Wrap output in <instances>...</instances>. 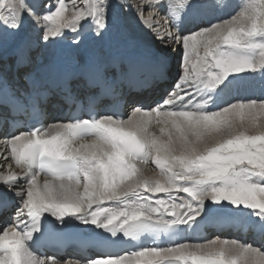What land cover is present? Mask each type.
Masks as SVG:
<instances>
[{
	"label": "snow or ice",
	"instance_id": "1",
	"mask_svg": "<svg viewBox=\"0 0 264 264\" xmlns=\"http://www.w3.org/2000/svg\"><path fill=\"white\" fill-rule=\"evenodd\" d=\"M132 7L0 0V48L18 65L31 62L33 47L49 48L68 33L77 47L89 35L122 36L133 53L90 62L79 77L83 98L64 81L57 103L87 118L0 136V216L10 213L0 224V264H264V244L178 239L225 213L264 238V99L233 97L264 82V0H140L136 17L143 22L147 11L155 39L180 54L176 78L151 108L128 101L124 90L170 73L156 50L130 35ZM29 81L21 91L0 78V124L50 104L52 90ZM149 163L159 178L145 174ZM79 225L99 251L76 259L48 251Z\"/></svg>",
	"mask_w": 264,
	"mask_h": 264
},
{
	"label": "bare ground",
	"instance_id": "2",
	"mask_svg": "<svg viewBox=\"0 0 264 264\" xmlns=\"http://www.w3.org/2000/svg\"><path fill=\"white\" fill-rule=\"evenodd\" d=\"M68 2L70 3L71 0H68ZM75 2L80 4L81 0H75ZM125 2L133 5L132 9H128L130 35L137 38L138 41L144 46L156 50L166 61L170 77L175 79L178 72L176 65L178 64L180 57L179 52H172L171 50L166 49L159 40L155 39L156 28L148 27L149 21L147 20V11L144 13L143 22L141 19L136 17L135 8L140 3V0H125ZM157 18L159 19L160 24L164 23L162 13H158ZM205 21L208 22L207 20ZM72 35L73 34L68 33L66 39L60 40L57 44L49 48H44L42 44L33 47L31 51V62L28 64V66L31 67L34 65V70L31 68H24L25 66L22 65H18L17 58L12 53L11 49L6 51L3 48H0V78L4 77L9 82H11V80H20L22 84L31 87L29 76H32L33 78L39 79L43 82L45 77L53 68L54 63L58 60L66 61L69 65V71L72 74L75 73V75H81L90 62L97 60L107 61L111 60L112 58L127 59L133 55V53L126 48L125 41L122 36L97 40L89 35L88 38L86 40H82L80 46L77 47L73 43ZM16 69L20 70H18L17 73H12L14 70L16 71ZM15 74L16 78H14ZM244 90L247 97L252 95L254 92L258 96L256 100L264 99V82H261L259 79L252 81L250 86ZM153 130L158 132V126L154 125ZM17 171L19 172L20 170ZM145 174L149 177L159 178V172L153 168L151 163L146 166ZM40 179L42 182L44 177L41 176ZM232 222L247 226L242 217L227 213L214 216L207 223H211L217 228H224ZM73 230L86 232L87 228L84 225H79L78 227L73 228ZM198 230L199 229L195 231ZM217 236L219 235L213 236V238ZM250 236L252 238L255 236L253 235L252 231L250 232ZM221 238H228V236L224 235ZM64 256H67L71 259L80 258L71 254Z\"/></svg>",
	"mask_w": 264,
	"mask_h": 264
}]
</instances>
